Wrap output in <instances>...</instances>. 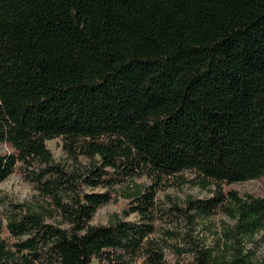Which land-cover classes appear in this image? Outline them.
Here are the masks:
<instances>
[{
    "label": "trees",
    "instance_id": "obj_1",
    "mask_svg": "<svg viewBox=\"0 0 264 264\" xmlns=\"http://www.w3.org/2000/svg\"><path fill=\"white\" fill-rule=\"evenodd\" d=\"M88 163L76 185L45 142ZM0 183L16 171L49 207L3 204L0 264H166L151 239L156 191L189 172L236 245L264 230V0H0ZM133 178L136 221L92 225ZM100 188V192H94ZM187 264H264L238 248Z\"/></svg>",
    "mask_w": 264,
    "mask_h": 264
},
{
    "label": "rangeland",
    "instance_id": "obj_2",
    "mask_svg": "<svg viewBox=\"0 0 264 264\" xmlns=\"http://www.w3.org/2000/svg\"><path fill=\"white\" fill-rule=\"evenodd\" d=\"M45 145L54 162L72 178L77 194L92 192L82 178L87 174L86 160L82 156H76L75 159L69 157L62 150V142L59 139L46 141ZM8 150L7 146L0 144V153H8ZM150 185L146 178H133L114 186L111 190V200L96 212L91 224L105 226L116 220H138L135 214H128L132 205V201L126 197L128 190L133 192L139 187L141 193H144L145 187ZM229 189L240 196L249 194L264 197L262 180L222 186L223 191ZM213 190L211 184L207 185L206 189L202 188L189 172L166 178L160 184L154 200L150 222L153 233L150 237L161 249L166 264H187L192 260L196 250L201 249H208L213 256L229 255L233 253L232 247L238 248L253 262L264 260V230L253 238L241 240L240 245H236L229 238L234 221L222 210L215 209L210 216L193 213L187 202L210 199ZM94 192H100V188L95 189ZM45 202L28 183L23 181L17 171L0 183V214L3 212V204H26L34 208L49 207ZM137 264L141 263L137 262Z\"/></svg>",
    "mask_w": 264,
    "mask_h": 264
}]
</instances>
